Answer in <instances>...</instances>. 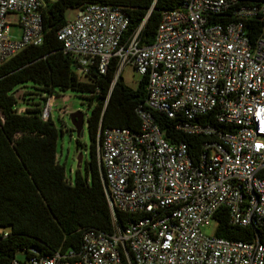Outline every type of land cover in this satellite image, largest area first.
<instances>
[{"label": "built area", "instance_id": "built-area-1", "mask_svg": "<svg viewBox=\"0 0 264 264\" xmlns=\"http://www.w3.org/2000/svg\"><path fill=\"white\" fill-rule=\"evenodd\" d=\"M46 0H0V67L44 41ZM230 13L232 21L216 22ZM9 14L20 38L10 36ZM264 21V0H183L162 13L155 41L143 45L144 23L127 35L122 7L88 4L58 31L79 75L94 67L115 79L130 67L147 78L140 129L107 128L97 153L112 213L110 233L86 230L79 251L32 256L9 264H264V36L244 32ZM49 100L42 119H51ZM153 113L175 132L201 138L197 156L172 143ZM230 225L258 230L252 242L218 237L217 213ZM117 212L135 216L124 227ZM211 221L215 233L202 229Z\"/></svg>", "mask_w": 264, "mask_h": 264}, {"label": "trees", "instance_id": "trees-1", "mask_svg": "<svg viewBox=\"0 0 264 264\" xmlns=\"http://www.w3.org/2000/svg\"><path fill=\"white\" fill-rule=\"evenodd\" d=\"M183 0H46L42 9L44 41L30 46L0 67V264H9L23 252L24 258L56 252L79 251L86 230L110 233L113 228L103 184L102 167L97 153L99 133L107 128L140 129L137 109L145 107L147 78L136 88L128 86L120 75L115 79L116 61L106 75L94 67L79 75L72 57L64 53L58 31L67 23L68 9L88 4L122 7L130 18L127 35L144 23L140 38L143 45L155 41L162 13L181 6ZM216 22L232 21L230 13L218 15ZM244 32L253 41L264 36L260 17L246 21ZM23 90L18 98L16 93ZM89 94L93 110L87 119L90 159L86 174L80 170L74 181L67 178L64 165L57 158L59 131L51 119L44 121L40 103H30L27 95L41 97L47 104L58 92ZM26 104V105H25ZM44 105V106H45ZM155 122L172 143L183 141L190 154L197 156L201 138L175 132V121L153 113ZM82 136V135H81ZM80 137V136H79ZM77 145L81 143L78 140ZM124 227L135 216L117 212ZM216 219V235L228 240L252 242L255 228L230 225L225 209Z\"/></svg>", "mask_w": 264, "mask_h": 264}, {"label": "rangeland", "instance_id": "rangeland-1", "mask_svg": "<svg viewBox=\"0 0 264 264\" xmlns=\"http://www.w3.org/2000/svg\"><path fill=\"white\" fill-rule=\"evenodd\" d=\"M53 2L55 0H49ZM76 15V9H68L65 14L67 21L74 19ZM7 21L10 25V36L13 38H20L21 29L18 26V17L13 14H9ZM125 83L131 88H136L142 79V76L135 74L130 67H126L122 74ZM24 95L23 90H19L16 96L20 99ZM89 94L78 93L74 91L58 92V95L49 97V104L52 106L51 121L59 131V140L57 144V158L60 164L64 165L67 178L70 181H74L75 173L80 170L82 175L86 174V163L90 159V145L87 119L90 117L93 104H90L88 99ZM30 99V103H40L42 107H45V101L35 95H27ZM26 105V104H25ZM75 112H80L84 115L83 133L78 137L74 130L70 115ZM80 141L81 145H77V141ZM82 155V163L80 168L77 167V158ZM216 224L211 221L208 225H205L202 229L203 233L207 236H211L215 233ZM17 258L24 259L23 252L17 253Z\"/></svg>", "mask_w": 264, "mask_h": 264}, {"label": "water", "instance_id": "water-1", "mask_svg": "<svg viewBox=\"0 0 264 264\" xmlns=\"http://www.w3.org/2000/svg\"><path fill=\"white\" fill-rule=\"evenodd\" d=\"M73 127L78 137L83 133L84 115L80 112H75L70 115ZM82 163V155L77 158V167L80 168Z\"/></svg>", "mask_w": 264, "mask_h": 264}]
</instances>
